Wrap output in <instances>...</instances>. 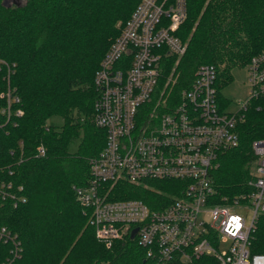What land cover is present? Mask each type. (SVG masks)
<instances>
[{"label":"trees","instance_id":"1","mask_svg":"<svg viewBox=\"0 0 264 264\" xmlns=\"http://www.w3.org/2000/svg\"><path fill=\"white\" fill-rule=\"evenodd\" d=\"M136 3L0 0V59L10 65L8 87L18 97L8 119L0 113V178L21 185L26 199L16 207L0 200V224L20 239L17 264H145L144 249L134 239L109 246L95 239L73 191L86 183L89 159L105 140L93 121V74ZM174 34L184 52L175 65V57L162 58L155 95L168 94L164 82L170 73L189 84L200 64L214 66L218 94L231 80L229 71L264 48V0H185V16ZM6 74L0 63V93L6 91ZM178 90L171 92V102ZM4 105L0 97V110ZM17 108L20 116L13 113ZM148 112L149 107L143 111ZM237 131L238 145L219 154L210 173L216 202L232 203L248 188L255 162L250 143L264 137V103L249 105ZM39 145L42 155L36 154ZM174 185L179 188L162 181L119 182L110 198H136L154 207L156 199L169 200ZM250 244L251 251L264 253V214ZM5 255L0 246V263ZM202 260L172 258L165 264Z\"/></svg>","mask_w":264,"mask_h":264},{"label":"built area","instance_id":"2","mask_svg":"<svg viewBox=\"0 0 264 264\" xmlns=\"http://www.w3.org/2000/svg\"><path fill=\"white\" fill-rule=\"evenodd\" d=\"M184 16L185 0H137L110 42L92 80L93 121L105 131V140L89 159L86 183L73 186V191L95 239L106 246L134 239L144 249L145 264H165L172 258L264 264V253L251 251L250 244L257 218L264 214V137L250 143L255 166L241 198L216 202L210 178L218 155L238 145L237 128L249 105L264 103V48L246 62L248 89L232 108L223 110L216 101L211 64H200L177 100L162 104V90L155 95L161 61L184 52L185 45L174 34ZM0 63L7 66L8 80L10 66ZM11 92L7 86L0 93L5 98L0 113L6 119L10 105L18 102ZM13 113L20 116L22 111ZM43 153L36 146V154ZM150 181L179 188L166 202L154 200V207L136 198H110L119 182L146 186ZM22 191L21 185L0 178V200L16 207L26 200ZM247 209L248 220L239 213ZM0 246L6 253L0 264H17L20 239L2 224Z\"/></svg>","mask_w":264,"mask_h":264},{"label":"rangeland","instance_id":"3","mask_svg":"<svg viewBox=\"0 0 264 264\" xmlns=\"http://www.w3.org/2000/svg\"><path fill=\"white\" fill-rule=\"evenodd\" d=\"M179 56L175 57L174 65L176 64L177 61H179V58H180ZM196 68H195V70H196ZM193 73H194V71H193ZM171 74L172 73H170L165 78L164 86H166L169 83V88L167 90L168 94L166 96H163V100H160V103H162V104H167V102H171L170 101L171 92L173 90L179 88V90L177 91L176 98H175V101H176L179 91L183 87H185V85H186V83H183L182 80H179V81L177 80V73H175L173 76ZM229 74L231 75V80L227 84L221 85L220 87H218V94L216 96V101H217L218 105L220 106V108L223 109V110L230 109L236 104V102L243 100V98L246 95V91L248 89V85H247V81H246V71H245L244 67H242V68H236V67L232 68L229 71ZM180 84H181V86H180ZM8 85H9L8 84V80L6 78V87ZM174 102H172V103H174ZM252 162H253V167L250 169L251 172L253 171L254 164H255L254 161H252ZM176 189H177V187H176ZM156 200H158V199H156ZM158 201H163V199L158 200ZM239 213L243 217H245L246 220L249 219L250 210H248V209L246 211L243 210V211H240Z\"/></svg>","mask_w":264,"mask_h":264},{"label":"water","instance_id":"4","mask_svg":"<svg viewBox=\"0 0 264 264\" xmlns=\"http://www.w3.org/2000/svg\"><path fill=\"white\" fill-rule=\"evenodd\" d=\"M11 1H15V0H11ZM135 231H136V228H134V229L131 230L130 235H129L130 238L133 237Z\"/></svg>","mask_w":264,"mask_h":264}]
</instances>
